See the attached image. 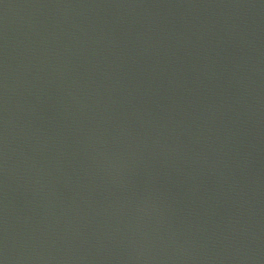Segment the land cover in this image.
<instances>
[{"label":"water","instance_id":"obj_1","mask_svg":"<svg viewBox=\"0 0 264 264\" xmlns=\"http://www.w3.org/2000/svg\"><path fill=\"white\" fill-rule=\"evenodd\" d=\"M0 264H264V0H0Z\"/></svg>","mask_w":264,"mask_h":264}]
</instances>
